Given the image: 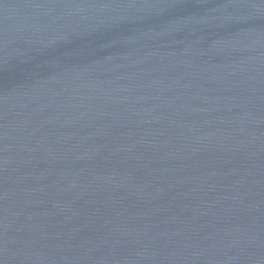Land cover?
Instances as JSON below:
<instances>
[{"label": "water", "instance_id": "95a60500", "mask_svg": "<svg viewBox=\"0 0 264 264\" xmlns=\"http://www.w3.org/2000/svg\"><path fill=\"white\" fill-rule=\"evenodd\" d=\"M3 264H264V0H0Z\"/></svg>", "mask_w": 264, "mask_h": 264}, {"label": "snow or ice", "instance_id": "6c2138e0", "mask_svg": "<svg viewBox=\"0 0 264 264\" xmlns=\"http://www.w3.org/2000/svg\"><path fill=\"white\" fill-rule=\"evenodd\" d=\"M0 264H3V262H2V261H0Z\"/></svg>", "mask_w": 264, "mask_h": 264}]
</instances>
